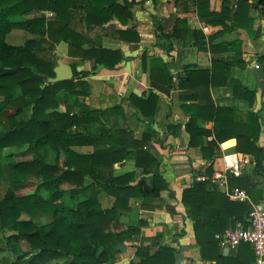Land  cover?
Instances as JSON below:
<instances>
[{"label":"crops","instance_id":"crops-1","mask_svg":"<svg viewBox=\"0 0 264 264\" xmlns=\"http://www.w3.org/2000/svg\"><path fill=\"white\" fill-rule=\"evenodd\" d=\"M47 4L63 12V18L37 3L18 16L43 18L44 29L50 25L51 33L44 34L41 28L35 33L54 45L55 65L58 60L74 65L76 74L72 69L71 78L79 93L61 89L57 107L46 111L97 110L72 127L111 135L128 152L136 151L134 142L140 143L158 160V170L168 181V189L154 198L153 208L141 207L139 197L129 198L130 209L119 214V222L121 228L139 226V231L118 246L127 250L131 243L125 242L133 240L131 258L138 260L136 247L154 239L179 247L178 264H210L200 255L192 222L179 199L194 178L198 181L197 176L209 175V169L223 168L230 158L226 155L236 153L240 158L236 176L257 198L260 194L257 203L249 202L264 207V159L263 169L255 168L256 150L264 153V0H61L54 4L50 0ZM103 49L112 53L107 61L117 58L112 67L96 62ZM162 64L169 70L168 82ZM257 66L262 78L253 71ZM191 115L195 121L186 129ZM103 142L110 143L106 138ZM223 142L227 149L221 148ZM210 145H214L212 152L206 149ZM128 173L134 174L130 184L149 185L152 173L144 172L133 157L105 168V174L114 177ZM204 188L225 194L213 183ZM98 199L104 207L114 201L106 192ZM236 249L219 247V252L231 256Z\"/></svg>","mask_w":264,"mask_h":264},{"label":"trees","instance_id":"trees-1","mask_svg":"<svg viewBox=\"0 0 264 264\" xmlns=\"http://www.w3.org/2000/svg\"><path fill=\"white\" fill-rule=\"evenodd\" d=\"M49 1L0 0V110L13 107L15 113H19L24 108H31L27 120L14 123L12 128L0 133V150L19 144H27L34 149L47 144L55 149V160L51 163L46 162L41 155L8 162V179L12 184L24 183L28 175L36 171L40 172L42 178L36 190L16 194L8 189L0 199V226L14 231L6 236V240L19 244L25 242L29 251L28 256L9 264H41L60 251L68 257V264H178L175 253L179 247L156 243L154 239L148 244L142 241L136 248L138 260L121 263L111 260L110 252L115 246L139 231V226L121 228L119 222V214L130 209L129 198L139 197L141 207L153 208L154 198L159 196L160 190L168 189V181L158 170V160L142 150L140 143L134 142L136 151L128 152L111 135L69 130L97 110H81L77 113L69 110L46 111L57 107L56 95L61 89L79 93L74 89L73 77L50 82L48 78L54 76L56 62L35 53L38 41L29 38L22 45H11L5 38L13 28H41L42 33H51L50 25L44 29L43 18H15L26 12L32 3H37L38 7L45 4L53 9L55 16L61 20L64 13L54 10L47 4ZM59 1L53 0V4ZM93 3L99 5L97 1ZM58 27H63V23ZM101 53L96 56V62L112 67L117 61L115 57L111 61L106 60L113 57L110 51L103 49ZM72 69L76 74L74 65ZM162 71L168 82L171 76L165 64H162ZM146 101H150V97ZM189 121L186 129H190L189 123L195 121V115H191ZM105 138L110 141L108 146L103 142ZM72 144H87L93 149L87 152L74 151L70 147ZM207 148L212 152L214 145ZM62 152L65 153L63 159ZM124 157L135 158L137 166H142L144 172L152 173L147 187L130 184L133 173L118 177L105 174V168ZM263 159V151L257 149L256 169H263ZM208 173L211 174L212 169ZM86 177L90 179L89 182H86ZM241 182V178L228 174L229 186L244 188L250 201L257 203L260 194L257 198V193L243 187L246 184ZM63 183H68L69 187L61 188ZM207 183L211 182L196 181L194 178L181 192L179 199L185 207L186 217L192 222L194 240L199 246L201 257L210 264H249L254 256L248 243H240L235 255H222L214 234L233 227L237 221L246 225L251 202L234 201L216 189L207 190L204 188ZM40 188L45 190V195L39 192ZM102 192L114 197L111 206H102L98 199ZM169 194L173 195V191L170 190ZM38 213L49 214L51 220L37 225L31 218L21 217L22 214L32 217Z\"/></svg>","mask_w":264,"mask_h":264},{"label":"rangeland","instance_id":"rangeland-1","mask_svg":"<svg viewBox=\"0 0 264 264\" xmlns=\"http://www.w3.org/2000/svg\"><path fill=\"white\" fill-rule=\"evenodd\" d=\"M24 16H16V19L23 18ZM41 34V33H40ZM35 33L33 29H19L13 32H10L6 35V42L23 44L25 40L29 38H35L38 40V44L35 47V53L38 56L43 58H49L56 62L57 55L52 53L54 49V45L49 44L47 39L43 38L42 35ZM41 41V44H40ZM17 93H20L18 91ZM31 115V108H24L21 112L15 113V108L7 107L4 110H0V133L5 132L12 128L14 123L19 121L27 120ZM69 130H76L75 127H72ZM74 151L87 152L90 147L80 146L79 144H72L70 146ZM36 155H41L46 162H54L55 160V149L51 145H40L37 149L28 147L27 144H19V145H11L5 146L0 150V199L6 193L8 189L13 190L16 194H25L36 190L41 183V174L39 171L30 173L28 175L27 181L22 184H12L8 179L9 169L8 162L20 159H30L35 157ZM65 153L62 152L61 159H63ZM88 179H86L87 182ZM69 187L68 183L61 184V188ZM39 192L45 195V190L43 188L38 189ZM105 203V198H101ZM21 217L23 219L31 218L33 222L37 225H41L47 223L51 220V216L45 213H38L35 216L29 217L26 214H22ZM122 227V226H121ZM14 233V231L10 229H6L0 226V264H9L12 261H19L23 257L28 256V248L25 242H21V244L17 242H8L6 240V236ZM133 240L126 241L125 243L130 242V248L127 250H121V248L116 245L115 249L110 252L111 260L114 263L126 262L129 260H134L133 249L135 244L132 242ZM124 243V242H123ZM138 247V246H137ZM136 247V248H137ZM136 251V250H135ZM135 255V252H134ZM131 256H133L131 258ZM136 256V255H135ZM68 257L64 252L60 251L55 257L48 258L43 261L41 264H68Z\"/></svg>","mask_w":264,"mask_h":264},{"label":"built area","instance_id":"built-area-1","mask_svg":"<svg viewBox=\"0 0 264 264\" xmlns=\"http://www.w3.org/2000/svg\"><path fill=\"white\" fill-rule=\"evenodd\" d=\"M206 30L207 27H204ZM225 142L220 146L225 148ZM228 146V145H226ZM221 169H214L211 174H201L197 176L200 181H209L222 189L225 195L234 201H249L246 190L240 187H229L228 174H240V158L236 153L228 154ZM247 224L237 221L233 227L225 228L214 234L218 246L222 249H234L240 243H248L253 251L252 264H264V207L251 203V208L247 216Z\"/></svg>","mask_w":264,"mask_h":264},{"label":"water","instance_id":"water-1","mask_svg":"<svg viewBox=\"0 0 264 264\" xmlns=\"http://www.w3.org/2000/svg\"><path fill=\"white\" fill-rule=\"evenodd\" d=\"M54 76L48 78L50 82H57L61 80L70 79L73 75L72 68L69 64L62 62L61 60H58L57 65L53 68ZM253 71L262 78V72L261 67L257 66L253 69Z\"/></svg>","mask_w":264,"mask_h":264}]
</instances>
